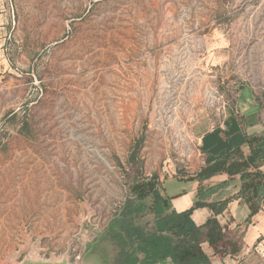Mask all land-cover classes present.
<instances>
[{
	"label": "rangeland",
	"instance_id": "obj_1",
	"mask_svg": "<svg viewBox=\"0 0 264 264\" xmlns=\"http://www.w3.org/2000/svg\"><path fill=\"white\" fill-rule=\"evenodd\" d=\"M230 116L264 180V0H0V264H117L154 221L134 183L174 210ZM252 228L213 264H264Z\"/></svg>",
	"mask_w": 264,
	"mask_h": 264
},
{
	"label": "trees",
	"instance_id": "obj_2",
	"mask_svg": "<svg viewBox=\"0 0 264 264\" xmlns=\"http://www.w3.org/2000/svg\"><path fill=\"white\" fill-rule=\"evenodd\" d=\"M234 118L230 116L225 121V130L215 129L203 136L201 149L206 154L205 166L198 175L186 180L206 179L217 174L238 176L242 183L236 198L243 200L249 209L244 226L238 224L232 231L223 230L218 216L226 209L229 199L209 204L196 201L188 210L176 212L170 209V198L156 189L155 181H138L132 191L139 201L149 195L152 197L150 211L154 221L147 231L137 227L127 232L119 243L121 247L129 244L132 249L120 255L117 264H213L216 259L234 260L241 253L246 245V226L264 208L258 192L264 187V180L251 154L255 153V141L242 131ZM243 147L249 153H244ZM199 208H208L212 213L202 225L195 224L191 218L193 211ZM141 210L142 205H139L127 213L133 218Z\"/></svg>",
	"mask_w": 264,
	"mask_h": 264
},
{
	"label": "crops",
	"instance_id": "obj_3",
	"mask_svg": "<svg viewBox=\"0 0 264 264\" xmlns=\"http://www.w3.org/2000/svg\"><path fill=\"white\" fill-rule=\"evenodd\" d=\"M228 180L234 179V177H228L227 175H213L206 179H196L199 182V192L196 193L195 191L191 190L189 193L184 194L179 200V204L172 203L173 209L176 212H183L188 210L194 202L198 201L201 203H217L226 199H229V202L226 206V209L222 212L221 215L218 216V220L223 227V230L226 232L232 231L236 228L238 224L244 226L243 222L249 217V209L247 205L241 199H237L236 195L240 189V185L242 181L239 178L238 184L230 191L218 193L213 192V188L215 186H219L220 182H224L226 184ZM186 180V179H185ZM214 193V194H213ZM204 194L203 198H200L201 195ZM211 211L208 208H199L193 211L191 218L197 225H202L210 216ZM264 218V213L260 212L251 218V223L246 226V234H245V244L246 240L249 239L251 230L253 229L252 226L255 221L261 220Z\"/></svg>",
	"mask_w": 264,
	"mask_h": 264
},
{
	"label": "water",
	"instance_id": "obj_4",
	"mask_svg": "<svg viewBox=\"0 0 264 264\" xmlns=\"http://www.w3.org/2000/svg\"><path fill=\"white\" fill-rule=\"evenodd\" d=\"M22 264H66L63 262H40V261H26Z\"/></svg>",
	"mask_w": 264,
	"mask_h": 264
},
{
	"label": "built area",
	"instance_id": "obj_5",
	"mask_svg": "<svg viewBox=\"0 0 264 264\" xmlns=\"http://www.w3.org/2000/svg\"><path fill=\"white\" fill-rule=\"evenodd\" d=\"M263 207H264V205H263Z\"/></svg>",
	"mask_w": 264,
	"mask_h": 264
}]
</instances>
